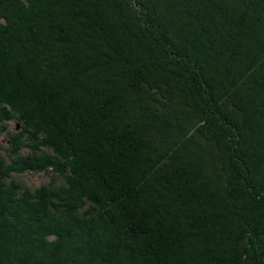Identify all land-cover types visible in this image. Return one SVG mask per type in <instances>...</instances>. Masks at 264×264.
<instances>
[{
  "label": "trees",
  "instance_id": "obj_1",
  "mask_svg": "<svg viewBox=\"0 0 264 264\" xmlns=\"http://www.w3.org/2000/svg\"><path fill=\"white\" fill-rule=\"evenodd\" d=\"M0 85V264H264V0H0Z\"/></svg>",
  "mask_w": 264,
  "mask_h": 264
},
{
  "label": "rangeland",
  "instance_id": "obj_2",
  "mask_svg": "<svg viewBox=\"0 0 264 264\" xmlns=\"http://www.w3.org/2000/svg\"><path fill=\"white\" fill-rule=\"evenodd\" d=\"M3 87H4L3 85L2 86L0 85V91L3 89ZM0 94H1V92H0ZM6 131L7 132H9V131L10 132H14L15 131V123L14 122H9L7 124V130ZM7 132L0 133V141L5 140ZM21 179H23V181H26L27 183H29L30 186H32V185L39 186L41 183H44V179L45 178L43 176H41V175H32L31 174V175H26L24 177H21Z\"/></svg>",
  "mask_w": 264,
  "mask_h": 264
}]
</instances>
